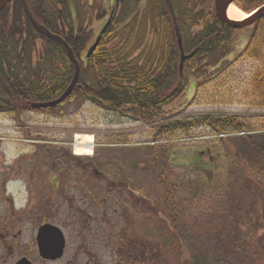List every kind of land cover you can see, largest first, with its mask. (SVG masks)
Masks as SVG:
<instances>
[{
    "label": "rangeland",
    "instance_id": "1",
    "mask_svg": "<svg viewBox=\"0 0 264 264\" xmlns=\"http://www.w3.org/2000/svg\"><path fill=\"white\" fill-rule=\"evenodd\" d=\"M110 1L97 5L109 10ZM96 2L83 0L80 17L98 33L109 13L100 19ZM251 30L237 34L223 73L189 82L166 109V121L240 116L264 149V105L255 104L251 82L260 62L243 55ZM142 39L138 48L135 36L126 45L128 59L153 47L151 32ZM156 125L80 96L20 120L0 114V264L22 257L33 264H159L173 222L213 264H264V247L257 246V238L264 240V153L241 133L223 141L208 128L196 130V138L156 140ZM76 133L95 136L92 158L75 154ZM45 222L65 233L60 260L40 256L37 235Z\"/></svg>",
    "mask_w": 264,
    "mask_h": 264
},
{
    "label": "trees",
    "instance_id": "2",
    "mask_svg": "<svg viewBox=\"0 0 264 264\" xmlns=\"http://www.w3.org/2000/svg\"><path fill=\"white\" fill-rule=\"evenodd\" d=\"M26 1L34 18L64 37L80 60V78L67 101L80 96L123 116L155 123L153 138L156 140L196 138L201 136L196 133L200 128L221 135L219 138L223 141L228 133H244L249 140L253 138L246 133L255 129L240 116L204 114L165 120L166 109L185 95L191 79L201 81L214 70L220 75L228 68V57L242 29L231 27L218 17L214 0H173L184 51L189 55L182 68L175 25L164 0H149L143 10L140 0H115V8L121 6L120 14L114 17L94 53L85 60L82 55L94 33L83 24L77 28L73 25L74 11L82 12L83 0ZM263 4L264 0H238L246 12ZM104 16L105 13H99V18ZM251 27V39L243 55L260 62L251 82L258 101L255 104L264 105V18ZM148 31L155 37L153 47L128 59L126 45L135 36V48H138ZM117 39L126 41L125 45L110 47ZM74 74L75 64L64 46L33 25L24 1L8 3L0 12V103L13 104L15 108L10 113L18 119L26 110H34L28 101L45 102L60 97ZM216 75L212 74L209 79ZM18 105H22L21 109ZM251 143L264 153L253 139ZM170 225L164 243L167 253L161 255L159 264H213L204 252L198 251L193 237L178 222ZM257 246L264 247L263 237L257 238Z\"/></svg>",
    "mask_w": 264,
    "mask_h": 264
},
{
    "label": "water",
    "instance_id": "3",
    "mask_svg": "<svg viewBox=\"0 0 264 264\" xmlns=\"http://www.w3.org/2000/svg\"><path fill=\"white\" fill-rule=\"evenodd\" d=\"M12 0H0V12L5 8V6L10 3ZM24 4H25V8L26 11L28 13V16L31 20V22L33 23V25L40 31L42 32L45 36L57 40L60 43H62L65 48L67 49V52L70 56V58L72 59V61L75 64V75L73 77L72 82L70 83L69 87L66 89V91L57 99H54L52 101H48V102H33L31 105L35 108H47V107H54L57 106L61 103H63L67 97L73 92L75 86L78 83L79 80V76H80V71H81V67H80V63L78 61V59L76 58V56L74 55V52L72 50V48L69 46V44L67 43L66 40H64L60 35L53 33L47 26L39 23L32 15V13L30 12V9L28 7V4L26 2V0H23ZM236 0H216V11L218 16L228 25H230L231 27L234 28H243L249 25L254 24L257 20L264 18V6H262L256 13H254L253 15H251L250 17L238 21V20H233L231 18H229L228 16V7L231 4H234ZM168 9L173 17L174 23H175V29H176V33H177V37H178V43L181 49V55H182V62H181V68L184 65V61L186 60L187 56L185 55L184 49H183V42H182V35L180 32V28L178 25V21H177V16H176V12L173 6V2L172 0H165ZM110 23V21H109ZM108 23V24H109ZM108 24L106 26H108ZM106 27L103 29L102 33L99 35L97 41L95 42V44L91 47L89 54L91 55L92 52L96 49V47L98 46V44L101 41L102 38V34L105 31ZM180 166H188L189 163L187 161H181L179 162ZM38 242H39V247H40V253L41 256L45 259L48 260H57L59 258H61L64 255V249H65V245H66V241L64 238V235L62 233V231L52 225H45L43 227H41L40 232H39V236H38ZM18 264H31L30 261H28V259H22Z\"/></svg>",
    "mask_w": 264,
    "mask_h": 264
},
{
    "label": "bare ground",
    "instance_id": "4",
    "mask_svg": "<svg viewBox=\"0 0 264 264\" xmlns=\"http://www.w3.org/2000/svg\"><path fill=\"white\" fill-rule=\"evenodd\" d=\"M228 16L233 20H244L248 17V13L243 11L236 4H231L228 7ZM75 154L83 156H93L95 154L96 141L93 134L76 133L73 143Z\"/></svg>",
    "mask_w": 264,
    "mask_h": 264
},
{
    "label": "flooded vegetation",
    "instance_id": "5",
    "mask_svg": "<svg viewBox=\"0 0 264 264\" xmlns=\"http://www.w3.org/2000/svg\"><path fill=\"white\" fill-rule=\"evenodd\" d=\"M113 8H114V7H113ZM112 10H113V9H112ZM21 107H22V105H18L17 108H18V109H21ZM12 108H15L13 104L0 103V114H9L10 109H12ZM25 113H27V111H25ZM25 113H24V114H25ZM22 115H23V114H22ZM22 115H21V116H22ZM45 223H46V222H45ZM47 223H48V222H47ZM43 224H44V223H43ZM25 258L28 259V261H30L31 264H33L32 261H31L29 258H27V257H22L21 259H25ZM21 259H20V260H21ZM20 260H19V261H20ZM17 263H18V262H17Z\"/></svg>",
    "mask_w": 264,
    "mask_h": 264
}]
</instances>
